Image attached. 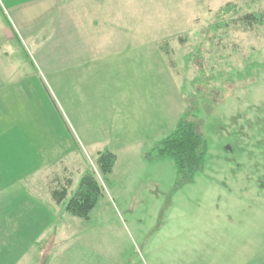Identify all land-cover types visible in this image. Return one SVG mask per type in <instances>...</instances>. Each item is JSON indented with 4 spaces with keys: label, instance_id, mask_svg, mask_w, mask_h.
<instances>
[{
    "label": "rangeland",
    "instance_id": "374dc122",
    "mask_svg": "<svg viewBox=\"0 0 264 264\" xmlns=\"http://www.w3.org/2000/svg\"><path fill=\"white\" fill-rule=\"evenodd\" d=\"M123 3L127 42L145 45L92 60L59 0H0L6 115L15 111L22 129L47 128L32 158L49 176L66 166L76 187L93 170L102 187L87 219L56 207L69 246L79 264H195L189 222L206 214L242 227L243 264H264V0ZM247 12L262 24L250 29ZM138 84L130 111L120 96ZM186 109L206 149L180 181L152 150ZM103 150L115 155L106 174L96 166Z\"/></svg>",
    "mask_w": 264,
    "mask_h": 264
},
{
    "label": "crops",
    "instance_id": "0c3cea01",
    "mask_svg": "<svg viewBox=\"0 0 264 264\" xmlns=\"http://www.w3.org/2000/svg\"><path fill=\"white\" fill-rule=\"evenodd\" d=\"M123 2L59 0L58 6L62 12L70 15L72 25L80 34V51H95L90 59L99 56L107 58L118 54L117 51L122 53L126 48L133 50L145 45L138 41L133 45L127 42L125 33L128 28L123 26L127 11ZM145 30L147 34L148 29ZM133 31L142 33L143 29L136 27ZM143 54L147 56V51H141L140 55ZM139 80L143 81L141 78ZM141 88L142 85L138 84L132 92L134 86H131L128 93L125 89L120 96L130 111L134 105L136 108L138 106ZM6 108H13V102L0 94V264H79L77 250L69 246V240L60 226L61 213L56 208L61 206L64 212L69 213L65 203L77 187L73 186L72 173L62 166L61 172L49 176L44 171L45 166L32 158L41 140L43 145L48 143L44 137L47 128L26 125V129H22L19 115L12 110L15 118H9L5 113ZM32 167L35 168L31 170ZM63 185L69 187L70 193L64 198L57 197L60 198L58 200L52 190L61 189ZM205 216L193 218L189 222L196 234L194 263L243 264L244 251L247 249L244 243L239 244L238 236L243 233L242 227L231 218ZM181 226L178 221L176 225L173 224L178 232Z\"/></svg>",
    "mask_w": 264,
    "mask_h": 264
},
{
    "label": "trees",
    "instance_id": "16d2710c",
    "mask_svg": "<svg viewBox=\"0 0 264 264\" xmlns=\"http://www.w3.org/2000/svg\"><path fill=\"white\" fill-rule=\"evenodd\" d=\"M232 3L229 1L219 11L230 9ZM251 29L255 23L262 24V14L245 13L241 18ZM246 24V25H247ZM206 149V142L196 124L190 119V113H185L178 119L174 130L157 144H155L152 155L156 158L168 157L173 161L176 175L180 181H190L200 168ZM115 155L113 152L103 150L96 161L97 169L100 173H108L114 164ZM61 189L52 190L56 199L66 197L70 193L67 185ZM100 182L95 171H86L82 174L79 183L65 203L66 210L78 218L87 219L92 211L101 189ZM60 197V198H57Z\"/></svg>",
    "mask_w": 264,
    "mask_h": 264
}]
</instances>
